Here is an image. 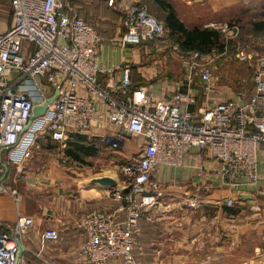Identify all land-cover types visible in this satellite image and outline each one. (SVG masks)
<instances>
[{"label": "built area", "instance_id": "obj_1", "mask_svg": "<svg viewBox=\"0 0 264 264\" xmlns=\"http://www.w3.org/2000/svg\"><path fill=\"white\" fill-rule=\"evenodd\" d=\"M118 7L117 0H104ZM69 0H0L13 23L0 29V159L21 166L33 157L38 140L48 136L66 147L76 134L99 128V140L120 145L126 137L145 139L136 159L120 168L131 180L127 192L112 193L120 206L113 212L92 211L78 226L84 241L79 251L88 264H139L134 249L140 221L159 205L157 194L146 190L158 167L184 168L193 151L208 153L215 165L197 176L228 189L256 187L260 182L258 155L264 147V56L252 73V92L246 100L229 99L198 105L196 77L209 91L212 73L202 55L190 52L183 60L184 82L174 84L167 99H156L145 86L132 84L130 66H121L120 80L104 85L98 56L102 35L72 14ZM227 39L239 33L237 24H210ZM122 34L112 43L122 49L154 41L165 33L163 23L144 7L124 9ZM207 27V26H206ZM247 60L241 53L239 61ZM112 72L113 70H108ZM51 92L50 96L47 95ZM56 94L45 112L32 118L36 105ZM105 126L115 128L108 132ZM1 161V160H0ZM6 163H1L3 167ZM16 199V192H11ZM231 198L225 201L230 207ZM29 216L17 215L11 227L0 225V264H19L22 238L31 227ZM58 233L46 229L42 243ZM20 246L22 252L20 253Z\"/></svg>", "mask_w": 264, "mask_h": 264}, {"label": "rangeland", "instance_id": "obj_2", "mask_svg": "<svg viewBox=\"0 0 264 264\" xmlns=\"http://www.w3.org/2000/svg\"><path fill=\"white\" fill-rule=\"evenodd\" d=\"M128 1L125 0V7L131 6ZM133 1L143 4L142 7L161 22L163 13L151 0ZM229 1L233 2L229 6L232 12L225 11L224 7L221 12L230 15V19L218 24L232 22L241 29L239 27L238 35L233 39L222 35L225 44L222 53L201 54L199 62L207 64L212 73L208 92L196 77L198 105L202 107L229 99H248L252 92L254 67L264 56V31H254L252 26L264 20V0ZM68 5L72 14L91 24L103 36L110 56L127 57L128 53L135 52L139 63L154 68L155 80L165 79L170 84L178 85L184 82L186 69L183 60L188 57V53L180 51L166 31L154 41L127 47L121 53L119 47L110 44L123 32L121 20L125 8H107L101 0H69ZM207 10V6H196L193 17ZM195 23L201 28L213 29L210 24L203 27V23ZM10 24L11 14L5 7L0 13V29L5 30ZM241 53L247 57L244 62L239 61ZM50 94L48 91L47 95ZM135 138L126 137L124 148L98 139L93 144L97 150L96 155L84 158L78 166L100 174L109 173L108 169L120 170L135 157L126 154ZM119 176L126 185L131 183L121 171ZM177 189L164 184L154 190L159 193V205L153 209V217L147 220L150 226L147 239L152 244L151 251L155 260L153 258L147 262V259L139 260L136 257L139 264H264L263 198L258 195L248 200L236 197L231 207L237 214L228 216L222 211L225 201L210 196V192L188 188L183 190L180 187Z\"/></svg>", "mask_w": 264, "mask_h": 264}, {"label": "crops", "instance_id": "obj_3", "mask_svg": "<svg viewBox=\"0 0 264 264\" xmlns=\"http://www.w3.org/2000/svg\"><path fill=\"white\" fill-rule=\"evenodd\" d=\"M222 1H224L223 4H221ZM101 2L104 5L106 4L104 0H101ZM117 3L118 7L126 8L125 0H117ZM232 3L229 0L171 1L178 18L187 28L200 27L195 22L203 23L204 27L207 24L228 21L230 15L221 12V8L224 7L225 11L232 12L229 9ZM138 4L137 1L133 0L129 2L131 6H137ZM199 5L207 6L208 12L204 13L202 11L204 14L193 17L194 8L199 7ZM105 6L107 8H117L109 7L107 4ZM12 23L11 17L10 25ZM110 45L117 46L115 43ZM119 50L122 53L124 49L119 47ZM137 60L135 52L128 53L127 57H112L103 44L98 62L101 69L107 72L100 74L99 81L104 85L112 82L116 83L120 80L121 66H130L133 85L148 87L156 99H167L174 84H170L165 79L155 80L154 68L145 65V63H139ZM108 70L113 71L109 72ZM105 128L110 133L115 131V128L111 126H105ZM100 130L99 128H93L87 139L92 142L97 141ZM126 141L125 139L120 147L124 148V145L126 147ZM144 143V138H135L134 142L129 145L126 154L135 156L132 159H136ZM64 149L59 143L53 142L48 136H44L38 140L37 148L33 151V157L21 166L7 163V154L2 152L0 162L6 163V167L0 166V179L2 178L0 182V225L4 228L13 226L17 215L29 216L33 220L31 227L22 238L21 243L24 251L19 264H88L79 251L84 241V233L78 226V222L83 216L92 211L104 213L115 211L120 206V201L115 200L112 193L128 191V185L119 176V169H108L109 173L107 174L88 171L84 167L78 166L79 163L66 157ZM186 164L187 166L184 168L163 166L156 168L151 175L146 190L148 189L147 191L159 196V193L154 190L160 185L169 184L174 189L180 187L183 190L207 191L211 193L210 196L222 199L223 202L229 198L233 200L236 197L248 200L254 195L263 198L264 147L259 149L258 172L261 177L256 187L233 190L221 186L217 181H205L199 178L197 172L200 169H207L215 165L214 160L208 153H203L198 157L192 151L186 159ZM102 177L112 178L115 180L116 186L111 188L109 185L98 183L96 180ZM12 191L16 192V199L12 196ZM177 191L182 190L177 189ZM153 213L154 210H151L147 214L148 217L140 221V231L135 235L137 243L134 249L135 256L139 260L147 259V262H151L154 258L151 251L152 244L147 239L150 228L147 220L153 217ZM46 229L56 230L58 238L54 241L42 243L40 235ZM108 264H120V262L111 260Z\"/></svg>", "mask_w": 264, "mask_h": 264}, {"label": "trees", "instance_id": "obj_4", "mask_svg": "<svg viewBox=\"0 0 264 264\" xmlns=\"http://www.w3.org/2000/svg\"><path fill=\"white\" fill-rule=\"evenodd\" d=\"M151 1L163 13L161 22L165 27V31L170 38L174 39L180 51L184 53L195 51L202 55L212 52L222 53L224 51L223 36L217 30L200 27L187 28L178 18L170 0ZM137 6L142 7L144 5L139 3ZM229 24L235 23L230 22ZM252 26L254 31H264V20L255 22ZM93 144L94 142L88 139H82L74 135L68 140L64 153L69 159L77 163H83L84 158L96 155L97 150ZM222 211L228 216H235L237 214V211L231 206L223 205Z\"/></svg>", "mask_w": 264, "mask_h": 264}, {"label": "water", "instance_id": "obj_5", "mask_svg": "<svg viewBox=\"0 0 264 264\" xmlns=\"http://www.w3.org/2000/svg\"><path fill=\"white\" fill-rule=\"evenodd\" d=\"M56 94L47 100V102H45L43 105L39 106L36 105L33 110H32V118L38 117L40 115H42L45 112V109L47 107L48 104H51L52 101L54 100ZM77 137L82 138V139H87V135L86 134H76ZM6 166L3 165V168H5ZM2 178L0 179L1 182ZM98 183L102 184V185H109L111 188L116 186V182L115 180H113L112 178L109 177H102L96 180ZM1 191V189H0ZM262 197L264 198V194L262 195ZM22 247L20 246V253L22 252Z\"/></svg>", "mask_w": 264, "mask_h": 264}]
</instances>
